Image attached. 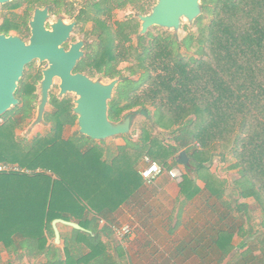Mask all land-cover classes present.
Masks as SVG:
<instances>
[{
  "label": "trees",
  "instance_id": "obj_1",
  "mask_svg": "<svg viewBox=\"0 0 264 264\" xmlns=\"http://www.w3.org/2000/svg\"><path fill=\"white\" fill-rule=\"evenodd\" d=\"M135 1L120 0V6ZM136 9L143 13L145 7L136 4ZM201 11L193 22L196 32L181 39L168 30L148 31L137 35L136 46H125L122 40L135 31L137 19L121 24L119 60H127L137 78H121L108 102V117L119 121L130 112L131 119L140 114L144 121L136 144L119 146L115 154L80 133L64 138L65 124L72 125L75 116L68 102L56 99L57 109L45 116L51 131L19 137L17 130L32 116L34 90L22 79L21 101L0 117V162L27 170L0 172V244L7 251L28 258L55 254L40 264H112L100 237L112 233L111 215L142 184L134 163L146 155L165 167L185 149L195 169L179 183L184 199L199 192L198 177L224 207V218L244 215L247 222L231 217V230L220 227L209 238L192 236L184 244L216 246L223 258L237 234L239 248L249 247L239 255L242 264H264V242L256 255L245 241L256 225L264 230V0H201ZM108 69L112 78L114 66ZM215 153L229 157L228 167L236 170L233 203L224 199L225 179L210 172ZM247 198L256 203L257 221L248 203L239 202ZM53 219L80 226L59 232L64 259L47 244L54 236ZM100 220L105 221L101 228ZM85 246L87 254L81 253Z\"/></svg>",
  "mask_w": 264,
  "mask_h": 264
},
{
  "label": "crops",
  "instance_id": "obj_2",
  "mask_svg": "<svg viewBox=\"0 0 264 264\" xmlns=\"http://www.w3.org/2000/svg\"><path fill=\"white\" fill-rule=\"evenodd\" d=\"M155 131H157V129H155ZM116 137L120 138V140L109 141ZM138 138L139 134L137 137H133V139L130 138L129 134L117 135L104 140H99V142H102L100 146L109 149L115 154L116 149L119 146H124L126 143L134 145L138 141ZM177 154L178 152L167 159V164L165 167H162L163 171L151 182H147L140 174L141 170L146 167L145 159L149 157L143 155L136 161V163H134V168L139 173L142 179V184L135 194L132 195L128 201L121 204L110 217V228L112 224L129 223L132 225L133 233L130 237L124 240H119L112 230V233L108 236L101 235L100 237L101 243L104 244V251H107L114 261L112 264H242L243 258H239V255L249 247L246 245L239 248L238 244L242 239L237 236V234L233 236L234 248L223 258H218L217 253L219 252V249L216 246L201 244L198 247H194L192 245L184 244L185 241L192 236H204L209 238L211 235H214L215 231L220 228L217 223L220 222L221 217L216 220V217H211L210 213L205 210L206 205L215 208L218 201L215 197L210 196L208 190L205 188L204 182L196 177L195 181L196 186L199 188V192L192 198V200L196 197L202 198V208L200 207L202 212L198 216V219L202 222L199 224L198 229L192 230V228H190L186 230L182 212L183 206L187 201L180 193L179 183L184 174L192 175L194 171L189 173L183 165L177 163ZM216 157H218L217 159L220 161V164L226 163L228 166L230 163L229 157H222L215 153L211 160V173L218 172L215 167H212V163L216 162ZM149 159L152 160L151 158ZM192 164L195 165L193 159ZM169 171H174L176 177H171ZM233 171L236 172L235 169H233ZM196 174H198V172ZM220 177L224 178L223 176ZM229 185L231 187L230 196L232 199L226 196V194H228L226 188L227 184L225 187L224 199H228L233 203L236 196L233 191V186H231L232 184ZM242 201L245 200H239V202ZM178 203L179 206H177ZM223 208L224 207H222L220 213L224 210ZM231 217L233 218L231 215L226 217L230 218V221L224 222L221 226L222 228L231 230V227L233 226L232 222H234L233 219L235 220V223L238 222L246 225L247 217L244 215L233 219ZM209 219H211V221ZM104 224L105 221L100 220L98 224L99 228ZM57 227L59 232L65 235L69 233L68 227L71 226L57 223ZM182 230L184 231L182 232ZM252 237H255V233L251 236H247L245 241L251 242ZM47 244L57 247L59 249L58 252L60 253V257L62 259L65 258L62 238H60L59 244H55L53 236L48 239ZM250 248L254 249V254H260V247ZM82 252L87 254L89 249L85 246L81 253ZM18 254H22V252L20 251ZM18 254L7 251L4 246L0 244V264H40L46 262L48 258H54L55 256L52 252L34 258H28L23 254L18 257Z\"/></svg>",
  "mask_w": 264,
  "mask_h": 264
},
{
  "label": "flooded vegetation",
  "instance_id": "obj_3",
  "mask_svg": "<svg viewBox=\"0 0 264 264\" xmlns=\"http://www.w3.org/2000/svg\"><path fill=\"white\" fill-rule=\"evenodd\" d=\"M139 1L143 4H140ZM139 1L125 2L121 6L120 0H8L0 2V35L18 37L29 45L36 41L33 26L42 23L43 30L47 32L46 35L42 34L43 37L35 45L38 55L25 65L22 73V76L29 75L27 82L34 87L30 103L34 112H36L39 102L40 81L44 71L50 68L51 60L65 68L67 63L75 57L70 73L81 74L92 80L119 78V84L121 78L134 76L128 67L125 69L126 72L128 71V75L119 69V65L122 63L130 64L127 60H119V34L121 24L130 23L131 18L120 21L113 19V15L127 4L132 7H136V4L145 7V3L148 4V0ZM137 22L140 29L138 17ZM150 28L147 32L150 31ZM127 34L128 39L122 40L123 44L136 46L139 31L136 34V42L132 39L134 31ZM106 62L110 65L106 66ZM112 66H114L115 75L111 78L108 75L111 70L108 68ZM59 84L60 79L55 75L48 91L49 98L43 120L46 122L48 106L52 108L51 110L57 109L52 102L53 99H56L69 103L71 114L75 116L74 122L77 123V115L72 111L76 96L72 92L59 95ZM19 88L20 84L18 83L15 92L18 104L25 92L20 91ZM48 123L51 124V122Z\"/></svg>",
  "mask_w": 264,
  "mask_h": 264
},
{
  "label": "water",
  "instance_id": "obj_4",
  "mask_svg": "<svg viewBox=\"0 0 264 264\" xmlns=\"http://www.w3.org/2000/svg\"><path fill=\"white\" fill-rule=\"evenodd\" d=\"M8 0H0L5 2ZM201 0H156L149 13L138 14L140 22L139 35H143L150 27H161L174 33L181 28L182 22L192 23L201 15ZM36 41L33 44H25L15 36L0 35V117L12 107L18 104L15 92L21 79L26 64L38 55L36 46L43 35L42 23L33 26ZM33 41V40H32ZM67 63L64 68L58 62L51 60V66L44 71L40 81V96L36 107L35 116L31 127L44 122V110L48 102V91L52 79L57 75L60 79L59 95L66 92L75 94L73 113L77 115L78 133L92 140H104L117 135L130 133L131 113L128 112L119 121H111L108 117V102L113 97L114 88L119 78H113L109 82L92 80L81 74H71L70 68L74 64ZM66 70V71H61ZM176 162L183 165L187 172L191 173L195 165L184 149L176 156ZM57 223H63L74 228L80 226L73 221L53 219L54 243L59 244L60 233Z\"/></svg>",
  "mask_w": 264,
  "mask_h": 264
},
{
  "label": "rangeland",
  "instance_id": "obj_5",
  "mask_svg": "<svg viewBox=\"0 0 264 264\" xmlns=\"http://www.w3.org/2000/svg\"><path fill=\"white\" fill-rule=\"evenodd\" d=\"M155 2H156V0H148V4L145 3L146 6H145V10L143 13L138 12L136 7H132L131 5L127 4L126 6H124L123 8L119 9L117 12L114 13L113 19L122 21V20H126V19L131 18L130 22H135V20L137 19V15L149 13L151 10V8H150L151 5L154 4ZM139 3L143 4L141 1H139ZM193 22L192 23H187L185 21L182 22L180 30L175 33L179 39L183 38L187 33H195L196 32L197 25L194 24ZM137 23L134 26L135 31H134V34L132 35V39L134 42H136V34L139 31V26ZM156 27L155 28L151 27L150 32L151 33H155V32L162 33L161 30H167V29H163L161 27H157V28ZM168 31H170V30H168ZM126 67H129L128 63H122L119 65V69L123 70L125 75H128V71L127 72L125 71ZM132 78L136 79L137 75L132 76ZM22 79L25 81H28L29 75L28 74L23 75L19 81V84L21 83ZM101 81L106 83V82H109L110 79L103 78ZM33 107H34V103H33ZM47 109H48V111H50L52 108L50 106H48ZM34 116H35V112H34V110H32V116H31L32 119L27 121V123L24 124L21 127V129L17 130V134L19 137L31 139L32 137H34L35 135H37L39 133L40 134H46V133L51 131V125L45 121L41 124H38V125L31 127L30 124H31ZM142 121H144V118L140 114H136L132 117V119H131L132 125L130 126V133H129L130 138L133 139V137H137V135L140 133L139 127L142 124ZM157 132H158V130L155 131V134ZM76 133H78V124L75 122L70 126H65L63 129V132H62L64 138L72 136V135H76ZM163 136L167 137L168 135H163ZM117 139L120 140V138L116 137L114 139L112 138L109 141L112 142L113 140H117ZM217 158L218 157H216V159H215L216 162L212 163L213 164L212 167H215L216 170L218 171L217 174L220 176H223L225 181H227V183H226L227 187L226 188H227L228 194H226V196L228 198L232 199V197L230 196V188L231 187L229 184H232L231 186H234L233 181L236 179L237 174L235 171H233V169H230L226 163L220 164V161H218ZM191 200L187 201V203H185V205L183 206L182 214H183V218L185 220L186 230L190 229V228H192V230L198 229L199 224L202 222L200 219H198V216L202 212V210H201V208H202L201 205L203 203L202 198L196 197L192 201ZM244 200L249 205L250 216L253 217V219H258L259 211L257 210L256 203L251 198H247ZM177 206H179V203L177 204ZM205 210L210 213L211 217H213V218L216 217V220H217V218L219 219L221 217V215H223L222 213H220L222 210V207L218 203H217V206L215 208L214 207L212 208V206L206 205ZM209 220L211 221V219H209ZM229 221H230V218H224L223 217V218H220V222H218L217 224H218V226L221 227L224 222H229ZM183 231L184 230H182V232ZM263 242H264V230L258 229V226L256 225L255 226V237H252L251 242H249L250 247H260Z\"/></svg>",
  "mask_w": 264,
  "mask_h": 264
},
{
  "label": "built area",
  "instance_id": "obj_6",
  "mask_svg": "<svg viewBox=\"0 0 264 264\" xmlns=\"http://www.w3.org/2000/svg\"><path fill=\"white\" fill-rule=\"evenodd\" d=\"M146 167L141 170L140 174L147 182H151L156 176H158L162 171L163 168L156 162L150 160L149 158L145 159ZM27 172L26 169L21 168L17 164L14 163H4L0 162V172ZM171 177H176V173L174 171H169ZM111 230L114 235L119 240H124L130 237L133 233V228L129 223H122V224H112Z\"/></svg>",
  "mask_w": 264,
  "mask_h": 264
}]
</instances>
